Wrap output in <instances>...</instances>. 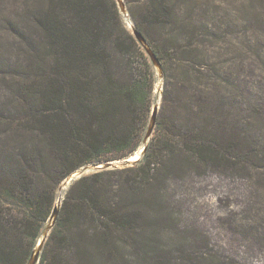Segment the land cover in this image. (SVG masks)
I'll list each match as a JSON object with an SVG mask.
<instances>
[{
	"label": "trees",
	"instance_id": "1",
	"mask_svg": "<svg viewBox=\"0 0 264 264\" xmlns=\"http://www.w3.org/2000/svg\"><path fill=\"white\" fill-rule=\"evenodd\" d=\"M124 1L162 64L156 128L135 164L71 182L38 264H173L171 247L193 240L182 211L207 190L202 181L264 184V101L246 103L243 69H232L251 53L264 62V37L242 42L215 0ZM249 1L253 12L264 7ZM21 5L20 23L7 17L19 60L0 53V71L15 72L0 103V264H29L74 171L141 150L160 81L117 0ZM194 245L175 263L232 262L208 241Z\"/></svg>",
	"mask_w": 264,
	"mask_h": 264
},
{
	"label": "rangeland",
	"instance_id": "2",
	"mask_svg": "<svg viewBox=\"0 0 264 264\" xmlns=\"http://www.w3.org/2000/svg\"><path fill=\"white\" fill-rule=\"evenodd\" d=\"M21 1L0 0V53L10 56L12 60H19V57L14 54V52H17L19 37L16 31L12 29V23H9V20L7 21V17H11L17 23L19 22L22 14ZM215 1L222 3L233 14L237 26L236 30L239 31L236 35L239 34L238 38L242 42L247 43L249 36L264 37V23L259 21V17H255L253 14L264 13V7L260 4L253 12L252 9H248L249 0ZM123 20L128 27H131L124 15ZM246 25L249 30L244 33ZM249 55L242 64V68L239 66V59L237 64L230 65H232L233 72L237 76L238 71L240 73V69H243L244 76L240 77L237 83L246 95V103L253 105L264 101V62L252 53ZM13 73L15 72L8 66L7 70L0 71V103L5 101L7 93L10 92L8 88L12 87L15 82L11 78H6L5 75L8 74V77H10ZM156 94L155 105L157 103L161 104L160 81L157 83ZM128 159L116 161L119 165L117 168L126 167L121 163L128 161ZM63 182L65 180L61 184ZM202 183L207 184V190L202 195L192 194L188 196L189 200L182 211L183 222L189 228L186 237L197 240L195 237L197 236L198 240H192L191 243L189 241L184 242L183 246L179 243L173 245L174 247H171L173 248L172 254L175 257L172 261L173 264L180 262V257L185 256L187 248H198L195 245L192 246V243L199 245V243L203 244L205 241H208L217 251L214 256L217 260L226 258L232 260L233 264H264V184L248 178L219 179L215 176L202 181ZM69 185L62 190L59 189L57 202L58 200L62 201V198L65 197ZM255 200L259 203L258 207L262 206V210L258 211L249 205V202ZM50 223L51 221H49L48 226ZM211 260V258L208 261L202 260V263L211 264Z\"/></svg>",
	"mask_w": 264,
	"mask_h": 264
},
{
	"label": "water",
	"instance_id": "3",
	"mask_svg": "<svg viewBox=\"0 0 264 264\" xmlns=\"http://www.w3.org/2000/svg\"><path fill=\"white\" fill-rule=\"evenodd\" d=\"M120 6V11L121 13L126 17L129 18V13H128V7L125 3L124 0H117ZM130 28L133 31L134 35L136 36V39L143 45V47L146 49L147 53L150 55L151 59L153 60V64L156 67V69L158 70L159 76H160V88L161 91L163 90V80L164 79V72H163V68H162V64L160 59L157 57V55L153 52V50L151 49V47L148 45V42L146 41V39L142 36V34L137 31V29L135 28L133 22L130 19ZM160 111V104L157 103L154 106L153 109V113H151V118H150V123H149V127L148 130H146V134L144 137V144H143V148H141L140 153L137 157V159L133 160L131 158L128 159V161H125L123 163H121V165L123 166H128L130 164H134L137 161H139L141 159V157L145 154L146 148H148L149 142L152 138L153 132L155 131L156 128V124H157V117ZM117 168L119 167L118 163H116V160H112V161H108V162H104V163H96V164H89L83 167L78 168L76 171H74L70 177H68L65 182H63V184L60 185V190L64 189L65 186H67L68 184H71V182L73 180H76L78 178H82L85 175H88L90 173L96 172V171H101V170H105V169H111V168ZM60 204H61V200H59L57 202V205L54 209L53 214L51 215L50 218V225L47 227V229L45 231H43L42 236H41V240H39V243L37 244V247L34 249L32 257L30 259L29 264H38L39 263V258H40V253L42 248L44 247V243L46 242L48 235L50 233V231L52 230L54 223L56 221V217L59 214L60 211Z\"/></svg>",
	"mask_w": 264,
	"mask_h": 264
},
{
	"label": "bare ground",
	"instance_id": "4",
	"mask_svg": "<svg viewBox=\"0 0 264 264\" xmlns=\"http://www.w3.org/2000/svg\"><path fill=\"white\" fill-rule=\"evenodd\" d=\"M127 20H128V22H129V24H130V23H131V22H130V19L127 18ZM142 148H143V147H142ZM139 152H140V151H139ZM138 155H139V154L137 153L135 156H131L130 158L133 159V160H135V159H137ZM58 201H59V200H58ZM40 240H41V237H40Z\"/></svg>",
	"mask_w": 264,
	"mask_h": 264
}]
</instances>
